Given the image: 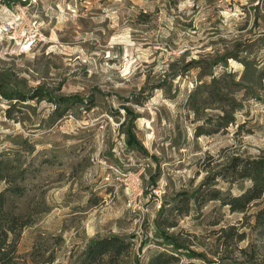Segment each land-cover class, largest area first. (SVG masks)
<instances>
[{"label":"rangeland","instance_id":"374dc122","mask_svg":"<svg viewBox=\"0 0 264 264\" xmlns=\"http://www.w3.org/2000/svg\"><path fill=\"white\" fill-rule=\"evenodd\" d=\"M26 36L38 42L23 52ZM262 37L264 0H0V84L44 93L15 102L10 116L0 94V159L18 158L26 175L13 205L26 223L21 258L76 264L90 240L117 234L132 242L119 264H144L157 247L172 251L173 235L183 247L176 264H264L254 215L264 193L243 210L218 199L169 210L178 194L206 185L222 195L250 186L221 170L233 157L264 155V80L247 88L229 54L249 43L252 53H242L264 64ZM198 59L235 73L228 95L241 109L227 129L196 135L213 127L186 105L193 86L209 81L189 65ZM48 97L84 101L61 116ZM201 110L221 112L216 103ZM164 217L175 225L157 228Z\"/></svg>","mask_w":264,"mask_h":264},{"label":"trees","instance_id":"16d2710c","mask_svg":"<svg viewBox=\"0 0 264 264\" xmlns=\"http://www.w3.org/2000/svg\"><path fill=\"white\" fill-rule=\"evenodd\" d=\"M7 2L13 0H6ZM258 41V40H257ZM256 42V41H254ZM260 44L264 46V37L260 38ZM258 44V46H260ZM253 46L249 43L243 45V49L240 53H230V57L236 59L242 65V70L239 72V78L242 84L246 83L247 88L251 86H258L264 80V64L255 57L243 54L242 52L249 51L252 53ZM241 53L243 55H241ZM225 58H221L220 62L225 63ZM201 66L202 74L209 75V81L196 83L193 86L192 91L189 92L186 105L196 117H202L204 123L212 125V128H204L200 126L196 130V135L200 133H212L215 130L227 129L230 123H233L236 119L234 112L240 110V106L234 98H231L228 94L230 90H234L236 83L234 81L235 73L233 71L219 70L214 72L213 66L217 65L216 62L211 64L198 61H192L189 63ZM225 66V65H224ZM240 83V85H242ZM0 94L11 102L10 107L6 108L5 115H9L10 108L15 105V102H22L31 99L34 96L43 97L44 93L35 90L31 95L23 94L19 91H6V89L0 84ZM53 100L55 109L54 113L62 116L66 109H70L73 103L84 101L81 97H61L51 98ZM44 99V98H42ZM87 103V102H86ZM218 105L221 112L214 116L206 115L201 113L202 108L211 107L212 105ZM145 151L139 145L138 150ZM210 160V159H209ZM20 160L15 158H2L0 159V180L4 179L6 184L0 190V264H27V262L21 258L17 252V235L18 230L26 223L20 221L21 214L16 213L13 209L15 201H18L20 197L26 193L24 184H21L25 180L24 175L25 168H22ZM15 171L11 174L13 178L9 179L8 174L11 170ZM223 177L234 176V179H248L250 186L247 187L242 193L239 194H227L222 195L219 189H215L210 185L201 189L195 190L191 194H178L176 204L172 205L170 212L174 209L179 214H186L188 212L191 201L196 207L205 200H219L224 205H228L232 210H243L247 204L259 197L264 193V155L256 159H240L233 157L231 161L221 170ZM18 180H20L18 182ZM255 221L259 229L264 232V205L255 212ZM165 225L172 227L175 223L168 218H159L156 220V227ZM166 237V235H164ZM171 241L170 244L173 246V250L170 251L168 248L157 247L154 250L147 253V257L144 260V264H176L179 261L178 250H181L182 244L177 240V237L168 236L166 238ZM132 244L131 239L124 238L117 234L104 235L95 237L90 240L82 251L81 257L78 259L76 264H119L121 258L126 256L129 251V247ZM170 251V252H169ZM197 254L195 251L188 249L187 256L195 257ZM204 258V257H203ZM139 259L135 260V263ZM34 264L38 263V260H33ZM181 264H197L191 261V258Z\"/></svg>","mask_w":264,"mask_h":264},{"label":"built area","instance_id":"2783aa9c","mask_svg":"<svg viewBox=\"0 0 264 264\" xmlns=\"http://www.w3.org/2000/svg\"><path fill=\"white\" fill-rule=\"evenodd\" d=\"M7 32H9V31H7ZM37 42H38V40H37L36 37H33V36L23 37L22 44H21L22 51L23 52L29 51V49L31 48V46L34 45ZM128 203L130 204V201H128Z\"/></svg>","mask_w":264,"mask_h":264}]
</instances>
